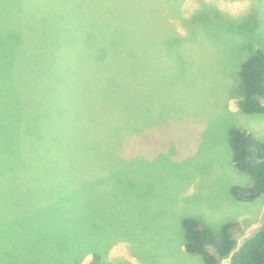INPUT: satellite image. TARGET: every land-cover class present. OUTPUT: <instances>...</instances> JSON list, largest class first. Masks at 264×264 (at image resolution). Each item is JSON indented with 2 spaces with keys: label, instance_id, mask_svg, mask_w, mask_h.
<instances>
[{
  "label": "rangeland",
  "instance_id": "rangeland-1",
  "mask_svg": "<svg viewBox=\"0 0 264 264\" xmlns=\"http://www.w3.org/2000/svg\"><path fill=\"white\" fill-rule=\"evenodd\" d=\"M233 2L0 0V264H88L93 254L105 264H203L182 249L183 218L214 232L239 219L237 246L264 225V195L231 193L252 180L233 166L228 143L230 128L264 141V114L236 106L241 64L264 51V0H242L241 11ZM51 59L72 77L65 90L61 70L45 67ZM116 67L143 89L121 95ZM144 80L146 105L133 98ZM104 92L81 164L91 179L61 192L65 155L81 136L63 103L88 105ZM50 201L63 205L57 218L17 219Z\"/></svg>",
  "mask_w": 264,
  "mask_h": 264
},
{
  "label": "trees",
  "instance_id": "trees-1",
  "mask_svg": "<svg viewBox=\"0 0 264 264\" xmlns=\"http://www.w3.org/2000/svg\"><path fill=\"white\" fill-rule=\"evenodd\" d=\"M64 66L65 65L60 61L58 62L57 60L51 59L45 67H47L46 69L57 67V70H61V73H59L60 75L56 81L58 82V80H61L60 78H62V84L65 85V82H67V80H71L72 77L67 73H64ZM130 73L132 72L130 71ZM113 74H117L118 78L113 81V83L116 84L115 88H118L120 85L124 86V89L122 88L121 95L126 89L127 90L125 92H127L130 86L134 85V83L138 85L139 92L143 89V86L141 89V83L139 80L138 82H134L133 75L128 74V72L124 71V69L121 73V71H119L116 67ZM238 77L242 85L243 97L237 101V109L245 114H264V51L256 50L252 55H250L241 64ZM110 78L105 75V81H103L102 85L103 88H105L104 85L106 83L111 82ZM48 81L54 82L48 85ZM45 82L49 87L57 86V83L49 74ZM95 83L98 85V80ZM62 84H58V86ZM143 85L145 88L144 94L138 93L134 95L133 98L137 99L140 95V101L138 103L145 104L144 101L150 99V90L148 93L146 89L148 85L146 80L143 81ZM67 86L68 85L64 86V90ZM107 92L109 93L108 90ZM114 93L116 97L120 99L121 95L116 92ZM89 100L90 103L88 104V110L86 109L88 106L86 104L88 102H86L84 98L75 102L71 100L66 101L63 103V108L61 109L64 113L62 115L65 119H68L70 123L75 120L73 119V116L76 115V126H78L81 131V136L77 139L75 136L72 139L73 145L76 140L75 146L77 149H80V151L75 149L71 152L68 149L67 151L70 153L68 152L65 155V158L69 162L68 167L66 166L68 176H66L65 181H63L65 184H62L61 192L65 188L66 190L71 189L75 183H78L79 186L82 187L85 185L81 184L88 182H75L76 179H91V177H89V168L86 165L81 164H87V159L90 160V155L93 151L91 140L93 138V128L95 126L93 117H102V112H99V109L101 107L106 109L107 94L106 92L99 93L98 96L97 94L92 97L90 96ZM39 103H41V106H45L47 108V104L44 101H40ZM53 104L54 102L49 103V108L53 106ZM44 110L46 109L42 108L36 114H29V120L31 122V136H33L39 129L36 126V120L40 119L43 121L39 115H42ZM95 135L96 134H94V136ZM228 143L232 154L231 158L233 166L238 171L247 174L252 180V185L249 187H233L231 189L232 195L237 199H244L239 196L240 192L253 193L260 191L261 195H264V141L253 137L245 130L230 128L228 130ZM53 145V143H49L47 145L48 149L50 150ZM53 202L54 201H50L49 203L42 205V207L38 210L36 209L37 211L35 213L38 211L39 214L41 213L38 218H57L60 208L55 206L53 207ZM181 225L183 229L184 250L189 254L198 255L203 264H221L224 259H228V264H264V225H261L258 229H256L255 232L246 238L239 247H237V239L231 230L234 226L232 223L224 224L217 232L212 231L209 227L205 226L193 217L183 218ZM88 264H104V262L100 255L93 254L91 255V259Z\"/></svg>",
  "mask_w": 264,
  "mask_h": 264
},
{
  "label": "crops",
  "instance_id": "crops-1",
  "mask_svg": "<svg viewBox=\"0 0 264 264\" xmlns=\"http://www.w3.org/2000/svg\"><path fill=\"white\" fill-rule=\"evenodd\" d=\"M19 177H21L20 175H19ZM81 185H83V184H81ZM61 201H63V199L61 200ZM65 201V200H64ZM26 204V203H25ZM25 204H23V205H25ZM61 207H63V205H61L59 208L61 209ZM25 215H28V216H20V217H17V219H23V220H30V219H32V217H38V216H40L41 215V213L39 214V211L37 212V213H35V215H33V214H25ZM16 219V218H15ZM198 220V219H197ZM228 223H232V224H234V226L233 227H240L239 226V219L238 220H236V221H233V222H228ZM225 224H227V223H225ZM224 225V224H223ZM222 225V226H223ZM233 227H232V229H233ZM248 229V228H247ZM233 232V234H234V231H232ZM236 232H241L240 230H238L237 229V231ZM255 232V231H254ZM237 247H239V246H237ZM182 249H184V246L182 245ZM87 256H90V259H91V255H87ZM89 259V260H90ZM89 262V261H88ZM203 263V262H202ZM105 264V263H104Z\"/></svg>",
  "mask_w": 264,
  "mask_h": 264
},
{
  "label": "water",
  "instance_id": "water-1",
  "mask_svg": "<svg viewBox=\"0 0 264 264\" xmlns=\"http://www.w3.org/2000/svg\"><path fill=\"white\" fill-rule=\"evenodd\" d=\"M260 195H261L260 191H256L253 193H245V192L239 193V196L244 199H255V198H258Z\"/></svg>",
  "mask_w": 264,
  "mask_h": 264
},
{
  "label": "clouds",
  "instance_id": "clouds-1",
  "mask_svg": "<svg viewBox=\"0 0 264 264\" xmlns=\"http://www.w3.org/2000/svg\"><path fill=\"white\" fill-rule=\"evenodd\" d=\"M231 7L233 10L241 11L245 7V3L242 2V0H234V2L231 4Z\"/></svg>",
  "mask_w": 264,
  "mask_h": 264
}]
</instances>
